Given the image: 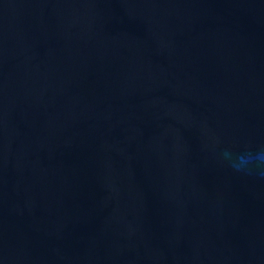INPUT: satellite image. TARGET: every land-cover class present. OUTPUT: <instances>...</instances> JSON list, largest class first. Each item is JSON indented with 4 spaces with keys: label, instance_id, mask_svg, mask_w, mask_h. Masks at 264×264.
I'll return each instance as SVG.
<instances>
[{
    "label": "water",
    "instance_id": "1",
    "mask_svg": "<svg viewBox=\"0 0 264 264\" xmlns=\"http://www.w3.org/2000/svg\"><path fill=\"white\" fill-rule=\"evenodd\" d=\"M264 0H0V264H264Z\"/></svg>",
    "mask_w": 264,
    "mask_h": 264
},
{
    "label": "clouds",
    "instance_id": "2",
    "mask_svg": "<svg viewBox=\"0 0 264 264\" xmlns=\"http://www.w3.org/2000/svg\"><path fill=\"white\" fill-rule=\"evenodd\" d=\"M224 156L231 161V166L236 171L250 173L254 169H264V150L242 154L234 159L229 152H225Z\"/></svg>",
    "mask_w": 264,
    "mask_h": 264
}]
</instances>
